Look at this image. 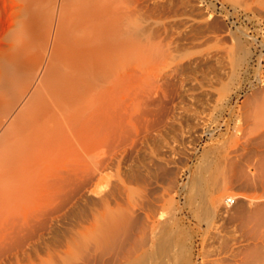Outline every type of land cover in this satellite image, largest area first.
Wrapping results in <instances>:
<instances>
[{
    "label": "rangeland",
    "instance_id": "1",
    "mask_svg": "<svg viewBox=\"0 0 264 264\" xmlns=\"http://www.w3.org/2000/svg\"><path fill=\"white\" fill-rule=\"evenodd\" d=\"M82 10H110L122 29L105 88L84 91L102 104L104 124L95 116L86 133L66 136L60 162L41 165L58 167L56 179L86 171L72 174L74 194L59 196L57 217L3 242L22 220L17 210L48 201L37 185L41 203L0 214V264H68L113 230L122 242L100 264H264V219L256 221L264 218V0H0V138L32 96L52 87L68 22ZM243 172L257 186L242 185ZM70 235L80 246H69Z\"/></svg>",
    "mask_w": 264,
    "mask_h": 264
},
{
    "label": "bare ground",
    "instance_id": "2",
    "mask_svg": "<svg viewBox=\"0 0 264 264\" xmlns=\"http://www.w3.org/2000/svg\"><path fill=\"white\" fill-rule=\"evenodd\" d=\"M86 5H88V4H86ZM91 5L92 4L90 3L89 6H91ZM96 5H97V3H96ZM96 5H95L96 8L92 7V6H94V5H92L91 6L92 8L89 7V9L90 8L91 9H93V8L97 9L98 6H96ZM86 7H88V6H86ZM101 8H103L102 5L99 9L104 12V10ZM86 9L88 10V8H85V10ZM98 10L88 11L87 13H83L84 10H82V12L78 11V13L75 14L71 20H69V22H68L69 26L68 27H69L70 37H68L69 34L67 36H65L66 38H68L67 40H69V41L67 43H65L66 48L61 49L62 51L59 50V52L61 53L60 55H62L61 57L64 60V67L56 69V70L52 69L53 70L52 73L55 76L54 80H52L53 81L52 87L49 86L48 89L46 90L47 91L46 93H44V91H43L44 94L39 93V95H38V93H36L35 97L32 96L33 98H31V100H28V103L26 102L27 104H25L23 109H21L22 111H20L19 114L16 115V117H14L12 124L9 126V129L6 132H4L2 134V137L0 138V214L5 212L6 209L8 210V208H10V207L12 208L13 206L17 207L19 209V207H21V206H18V204L20 205V203L23 205H26V204L28 205V203L30 205L32 202L35 203L34 201H36L38 198L35 199L34 197H39V196L41 197V194H37V196H34L35 195L34 192L36 191V190H34V188H36L35 187L36 185L39 187V189L43 187V189H41V192H42V190H44V188L45 189L47 188L46 190L49 193V194H47L49 197H48V201L46 203H45L46 196H45V198L43 197V195H45V193L44 194L42 193L43 194L42 197L45 200L43 198H40L44 202L43 203L44 205L40 204L41 208H40V205L37 204L35 206L39 205V208L36 207V209H34L35 207L32 206L33 209L30 211L31 207L28 205L29 206L28 209L30 212L28 211V209L27 210L24 209L26 214H24V213L22 214L20 212L21 208L19 210H17V211H19V212H17V213H19V216H18V214H17V216L19 218H20V216H22L21 221H19L21 219L20 218L19 220H17L18 222L15 223L13 216H14V214H16V212H14L13 210L12 211L14 212V214L12 213V211L10 212L13 214V216L10 214L12 216L11 219H13L12 223L14 222L15 224L13 225V227L10 226V229H9V225H8V228H7V225H5L6 228L9 229V231L7 229L6 230L8 232L5 230L7 235H5V236L3 235V237H4V239H2L3 242H4V240L9 241L10 239H12V242H13L14 237L18 236L25 229L27 231L28 228H31V227H34L37 225L39 227V225L45 224L44 222L42 223V221H45L46 218L48 220V217H51L54 213H56V217H57V212L59 210L60 211L62 210V209H59V207L61 206V205H59V198H60L59 196H61L64 191H67V192L70 191V195L74 194V193H71V191L73 190L72 187L76 184H74L75 183V177H73L74 175H72V174L76 173L75 175L78 177V176H81V174L83 176L86 173V171L84 172V170L83 171L79 170L82 172H81V174L79 172L80 175H77L78 172L74 171L75 172L74 173L72 171L74 169H72V167L70 166L71 171L73 173L71 172V174H69L70 170H68V169H70V168H68L66 170L62 169L64 171H66L64 173H67L69 175L67 176V174H62V175H65V177L63 176V178H62V176H59L60 178H62L61 179L62 181L59 182L60 179L58 180V178H59L58 175H57V179H56V175H54V174H56V171L59 169L58 167L55 168L57 170L52 169V170H55V173L53 174L54 171H52V170H51L52 172L49 171L50 167L48 168L49 170L48 169L45 170L44 168L41 167V165L48 162L49 160H51L54 156H55V160H56L59 158V156L62 155V154H60V155L56 154V150L58 149V147L61 148V143L65 142L64 139L66 138L67 135L70 134L71 136L69 135V137L74 138V136L76 135V133L79 130H81V132L83 130L82 133H86L84 130H87V129L89 130L88 127H89L90 123H93V122L95 123V121H93V119L96 116V114H98L100 116V112H98V111H101V110H99L98 107H101L102 104L101 105L96 104L97 106L94 105L95 103H99L100 101L93 103L92 101H94V100H92L91 97L89 98V96H88L89 99L87 100V98H86L87 93H85L84 91H87V90L89 91V89H91V88L93 89L94 87H96V89L94 88L95 90H98L97 88H100L99 90H102L105 88V83L108 82L107 79H109L108 76L110 74L109 64L114 58L115 59L119 58V53L121 52L120 50L122 49L121 44L123 43V41L121 39V30L122 29L120 28V22H119V19L116 18V17H119V15L118 16L114 15L115 17H111V15H109L111 13L110 10H109L110 12L107 11V13H102L101 11H98ZM105 10H106V8H105ZM111 14H113V13H111ZM66 25H67V23L65 24V26ZM65 28H67V26ZM57 29L60 30V28H57ZM66 30H65V33L68 32V30H67V32H66ZM62 32L63 31L61 30V33ZM59 38H58V40L61 41V39H59ZM67 40H65V38H64V41H67ZM64 41H62L61 43H63ZM62 45H64V43ZM55 48H58V47L55 46ZM60 48H58V49H60ZM59 52L57 51V53H59ZM48 74L50 75V72ZM45 83L46 82H44L43 86L46 87ZM47 84H49V83H47ZM91 90L89 91L90 93L94 92V90L92 92H91ZM102 92L103 91H101V94L105 93L106 91L103 93ZM98 93H100V91ZM83 95L85 97H83ZM92 98H93V96H92ZM89 100H92V101L90 102ZM100 118H101V116H100ZM96 119L99 121L97 116H96ZM99 122L101 123L102 121H99ZM102 124H104V122L101 123L100 125H102ZM91 126H93V125L91 124ZM72 133L75 135L72 136ZM251 133H254V132L252 131ZM79 135H81V133ZM84 135L85 134H82L83 137L87 136V135L86 136H84ZM251 136H252V134H251ZM251 136L248 138L250 139ZM67 140H69V139L67 138ZM249 142H251V141H249ZM64 144H66V143H63V145ZM261 145H263V144H261ZM261 145L259 147H261ZM65 146L66 145H64V147ZM66 150H68V149H66ZM60 151H62V150H60ZM64 151H65V149H64ZM58 153H60V152H58ZM65 153H66V151H65ZM56 155H58V156H56ZM261 160H260V162H263V160L262 161ZM52 161H54V158ZM56 161H58V160H56ZM58 162H60V161H58ZM68 162L69 161H67V163ZM70 162H72V161H70ZM62 163L63 162H61V164ZM70 164H72V163H68V165H70ZM65 165H66V162H65ZM235 165H237V163H235ZM234 167L235 166L233 165V168ZM238 167H239V169L238 168H234V169L235 170L237 169L240 172L241 167L240 166H238ZM76 169H78V168H76ZM242 171L243 170H241V173H242ZM59 173L61 174L62 172H59ZM233 173L236 174V172H233ZM243 173L244 174H240V177L242 179V181H241V179H240V181L241 182L244 181V183L242 185L245 184V186H248V187H252L253 185H256V183L252 179L253 177H250V175L249 174L247 175L245 172H243ZM261 174L262 175L259 177L258 182L260 181V178L262 177V181L260 182V184L264 186V169H263V173H261ZM85 177H87V176H85ZM256 178H257V176H256ZM82 179H84V178H82ZM233 179H235V178H233ZM236 182H238V180ZM260 184H258V186ZM240 185H241V183H240ZM242 185H241V187H242ZM76 187H74V189ZM253 187H255V186H253ZM64 193L65 194H63V196L64 195L66 196L67 194H69V193L66 194V192H64ZM64 197H63V199H64ZM72 197H74V196H72ZM72 197H71V199H72ZM40 199H38L37 203L42 202V201L39 202ZM29 200L30 201L32 200L31 203ZM67 200H66V203L69 202ZM262 201H264V200L262 199ZM60 202H61V200H60ZM248 202H250V201H248ZM61 204H63V203H61ZM27 205L25 207H27ZM64 205H66V204H64ZM228 205H230V204H228ZM43 206H45V207H43ZM14 207H13L14 210L17 209ZM61 207L64 208L63 206H61ZM250 207H252V206H250ZM243 208H245V206ZM258 208L261 209L262 206L259 207L257 205V209ZM9 210H11V209H9ZM252 210L254 211V209H252ZM252 210H249L251 212V214H252ZM263 210H262V212H263ZM258 211L261 212V210H259V209L257 210V212ZM65 212H67V211H65ZM257 212L255 210V212H254L255 218L253 219V217H252L253 220L258 218V216L261 214V213L257 214ZM5 213H8V212H5ZM49 213H52V215L50 214L51 216L47 217V215ZM240 213H242V212H240ZM255 214H257L258 216L256 217ZM263 214H264V212H263ZM6 216L8 217V214ZM18 217H17V219H18ZM44 217H45V219H44ZM53 217L54 216H52L50 219H52ZM3 219L5 221L8 218L7 219L3 218ZM250 219H251V217H250ZM259 219L263 220L264 218H263V216L262 217L259 216V218L256 219L257 223H258V221H260ZM124 221H125V219H123V223H124ZM126 221L128 222L127 219H126ZM0 222H1V219H0ZM5 222H3L2 225L6 224ZM45 222L47 223V221H45ZM127 222L125 223L126 225H127ZM242 222H244L243 218H242ZM245 223L246 222H244V225H246ZM261 223H262V221L259 224H261ZM125 224H124V226H125ZM125 227H127V226H125ZM125 227H123V230H128V228L125 229ZM40 228H43V227H39V229ZM29 230L32 231L33 228H31ZM29 230L27 231L26 234H28L30 232ZM35 230H36V228H35ZM108 230H110V228ZM121 232H122V230H121ZM30 233H29V235H30ZM23 234H24V232L22 234H20L21 237L25 236ZM119 235L120 234L115 230H113L112 232H108V233L104 232L103 236L101 235V238L99 236L98 237L99 239L97 238L98 240L96 239L97 241L95 240L96 242L95 243L93 242L94 245H92V246H94V247H93V250H91L93 253L91 251H88V250H86V251L83 250V253H81L80 257H78V259L76 258L77 260H75V257H74V259H72L71 258L72 254H70L66 251L68 253L67 255L71 256V257L67 256V258L68 257H69V259L71 258L74 262L78 261L77 263L75 262L76 264H100V261L102 262V257H104V255H106L110 252H113L114 249L116 248L115 246L118 244V242H122V241H119V238L121 237V236L119 237ZM128 235L123 236V237H128ZM1 236H2V234H0V240H1ZM70 236H71V238H70L71 241H73V243H74L75 237H73V236H75V235H73V236L70 235ZM72 237H73V240H72ZM70 239H69V241H70ZM76 239H78V238H76ZM120 240H122V239H120ZM8 241H5L4 243H6ZM76 241H77L76 244H78V240H76ZM16 242H18V240ZM67 242H65V243H67ZM18 243L20 244V240ZM68 243L71 244L69 246H72V245L76 246L75 243L74 244L72 242L71 243L68 242ZM6 244H8V243H6ZM10 244H11V242H10ZM66 245L67 244H65L64 247H66ZM78 246H80V245L78 244ZM1 247H3V246H0V248ZM81 247H82V245H81ZM81 247H79V248H81ZM69 249H71V248L67 247V250H69ZM3 251H4V248H2V250L0 249V254L2 252L1 255H3ZM70 251H73V250H70ZM255 252H251L250 258H254L255 256H257V252L256 253ZM74 253H76V252H74ZM63 255H65L64 252H63ZM95 256H97V258L99 257V259H98L99 262H98V260L96 261L94 259ZM59 258H60V256H59ZM100 258H101V260H100ZM64 259H66V257ZM71 261H69V263ZM128 261H130V260H127V262ZM131 261H133V260H131ZM134 261L128 262L127 264H135ZM63 262H64V260H63ZM64 264H67V263H64ZM71 264H73V263H71Z\"/></svg>",
    "mask_w": 264,
    "mask_h": 264
},
{
    "label": "built area",
    "instance_id": "3",
    "mask_svg": "<svg viewBox=\"0 0 264 264\" xmlns=\"http://www.w3.org/2000/svg\"><path fill=\"white\" fill-rule=\"evenodd\" d=\"M228 202H229L230 204H232V203H233V201H232L231 199H229V200H228Z\"/></svg>",
    "mask_w": 264,
    "mask_h": 264
}]
</instances>
